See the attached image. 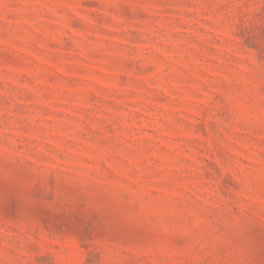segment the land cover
<instances>
[{
    "label": "rangeland",
    "instance_id": "374dc122",
    "mask_svg": "<svg viewBox=\"0 0 264 264\" xmlns=\"http://www.w3.org/2000/svg\"><path fill=\"white\" fill-rule=\"evenodd\" d=\"M0 264H264V0H0Z\"/></svg>",
    "mask_w": 264,
    "mask_h": 264
}]
</instances>
